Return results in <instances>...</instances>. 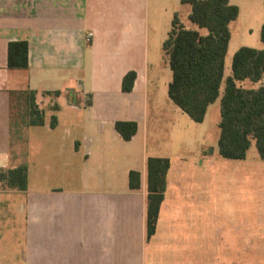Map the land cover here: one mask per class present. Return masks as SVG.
<instances>
[{
  "label": "crops",
  "instance_id": "0c3cea01",
  "mask_svg": "<svg viewBox=\"0 0 264 264\" xmlns=\"http://www.w3.org/2000/svg\"><path fill=\"white\" fill-rule=\"evenodd\" d=\"M151 2L0 0V169L28 168L27 189L15 192L14 203L25 220L24 264H148V247L185 223L172 199L188 172L170 167L156 233L147 240V161L166 158L152 153L165 111H182L150 99ZM256 20L262 28L264 15ZM236 21L219 99L232 76L229 56L242 48L230 50ZM13 42L28 43V69L8 67ZM247 47L264 50V43ZM129 72L137 77L125 93ZM28 92L36 93L43 126L28 125ZM117 123L137 124L132 140ZM132 171L140 174L137 190Z\"/></svg>",
  "mask_w": 264,
  "mask_h": 264
},
{
  "label": "rangeland",
  "instance_id": "374dc122",
  "mask_svg": "<svg viewBox=\"0 0 264 264\" xmlns=\"http://www.w3.org/2000/svg\"><path fill=\"white\" fill-rule=\"evenodd\" d=\"M231 2L240 15L233 25L230 50L261 46L256 19L264 15V0ZM190 13V6L173 0H153L150 5L149 93L164 107L176 108L168 95L172 72L162 46L175 15L192 25ZM239 86L255 88L248 80ZM175 110L165 111L152 153L169 158L173 171L188 172L179 176L182 188L172 199L183 206L185 223L174 226L175 232L162 233L148 247V264H264V161L255 141L244 160L224 159L218 149L221 99L203 123ZM0 170L1 176L12 169ZM16 191L0 179V264H24L25 220L14 204L19 201Z\"/></svg>",
  "mask_w": 264,
  "mask_h": 264
},
{
  "label": "trees",
  "instance_id": "16d2710c",
  "mask_svg": "<svg viewBox=\"0 0 264 264\" xmlns=\"http://www.w3.org/2000/svg\"><path fill=\"white\" fill-rule=\"evenodd\" d=\"M191 7L189 21L198 27L187 29L178 15L172 21L163 51L168 57L173 74L169 97L195 123H203L208 108L221 96L224 83V66L231 40L230 24L238 19L240 10L228 0H182ZM205 30L206 34L201 33ZM264 43V24L261 28ZM29 46L27 42H13L8 49L10 69H28ZM264 76V50L240 48L232 61V76L225 81L221 98V121L218 149L224 159L244 160L255 141L260 158L264 161V87L248 90L239 86L249 80L258 83ZM136 73L129 72L122 85L125 93L132 92ZM59 93H57L58 95ZM28 125L43 126L44 112L36 103V93L28 92ZM52 127L56 126L53 118ZM116 130L125 141L136 135V123H117ZM171 167L169 158L150 157L147 161L148 197L146 232L149 241L156 233L158 217ZM1 171V170H0ZM18 191L28 186V168L23 165L1 174ZM130 188H140V174L130 172Z\"/></svg>",
  "mask_w": 264,
  "mask_h": 264
},
{
  "label": "built area",
  "instance_id": "2783aa9c",
  "mask_svg": "<svg viewBox=\"0 0 264 264\" xmlns=\"http://www.w3.org/2000/svg\"><path fill=\"white\" fill-rule=\"evenodd\" d=\"M91 37H92V35L90 34V35L88 36V41L91 39Z\"/></svg>",
  "mask_w": 264,
  "mask_h": 264
}]
</instances>
